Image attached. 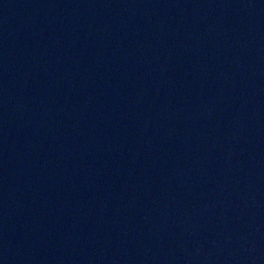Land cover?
<instances>
[{
  "label": "water",
  "instance_id": "obj_1",
  "mask_svg": "<svg viewBox=\"0 0 264 264\" xmlns=\"http://www.w3.org/2000/svg\"><path fill=\"white\" fill-rule=\"evenodd\" d=\"M0 264H264V0H0Z\"/></svg>",
  "mask_w": 264,
  "mask_h": 264
}]
</instances>
